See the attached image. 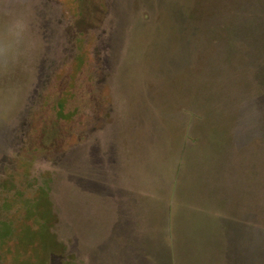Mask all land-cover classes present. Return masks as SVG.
I'll return each mask as SVG.
<instances>
[{
  "label": "rangeland",
  "instance_id": "1",
  "mask_svg": "<svg viewBox=\"0 0 264 264\" xmlns=\"http://www.w3.org/2000/svg\"><path fill=\"white\" fill-rule=\"evenodd\" d=\"M3 109L0 264H124L120 186L148 196L143 160L208 130L246 147V264H264V0H2Z\"/></svg>",
  "mask_w": 264,
  "mask_h": 264
},
{
  "label": "crops",
  "instance_id": "2",
  "mask_svg": "<svg viewBox=\"0 0 264 264\" xmlns=\"http://www.w3.org/2000/svg\"><path fill=\"white\" fill-rule=\"evenodd\" d=\"M179 132L162 158L143 160L148 196L120 186L130 198L109 216L107 241L115 255L128 249L124 264H246V147L233 131ZM5 137L3 109L2 146Z\"/></svg>",
  "mask_w": 264,
  "mask_h": 264
},
{
  "label": "clouds",
  "instance_id": "3",
  "mask_svg": "<svg viewBox=\"0 0 264 264\" xmlns=\"http://www.w3.org/2000/svg\"><path fill=\"white\" fill-rule=\"evenodd\" d=\"M0 3H2V0H0Z\"/></svg>",
  "mask_w": 264,
  "mask_h": 264
}]
</instances>
